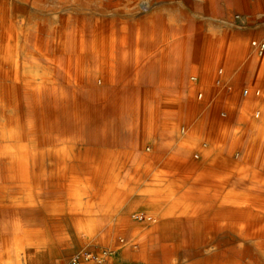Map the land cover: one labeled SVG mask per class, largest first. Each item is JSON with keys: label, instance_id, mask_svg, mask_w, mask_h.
I'll return each mask as SVG.
<instances>
[{"label": "bare ground", "instance_id": "6f19581e", "mask_svg": "<svg viewBox=\"0 0 264 264\" xmlns=\"http://www.w3.org/2000/svg\"><path fill=\"white\" fill-rule=\"evenodd\" d=\"M67 5V0H0V248L9 240L14 239L16 242V257L10 258L5 264H19L18 252L25 247L24 244L34 242V238L31 237L23 241V220H48L49 209H57V217L62 220H78L79 222L99 220L97 215L103 207L101 196L107 195L108 199L121 196L120 192L129 183L128 177L132 176V172L136 171L144 161L148 163L146 167L144 166L145 170L151 172L152 165L170 150L181 157L179 161L173 163L176 167L168 168L165 173L175 176L174 173L177 170L191 168L196 158L202 159L212 152L207 139V128L202 125L208 124L210 118H205L200 127L193 130L192 134L199 135L196 139L180 137L183 139L181 143L182 139L173 138L168 141L155 139L154 141L149 137L153 140L151 145L139 144L133 150L135 154L130 153L120 158L115 156L116 159L111 157L108 151L103 154L102 159L97 160L68 161L60 160L59 157L52 160V156L47 155L45 148L47 140L45 136L41 139L37 138V131L44 132V129H47L48 114L52 107L64 104L71 97L70 100L75 102L73 95L66 92L59 93L55 86L64 79L65 58L80 50L74 44L70 46L69 42H79L84 45L81 50L82 58H100L96 54L98 49L95 34L99 29L98 23L106 22L105 16H97V13L93 12L69 14ZM113 21L125 32L128 25L125 15ZM70 24L74 27L68 31ZM233 49H230L229 57L225 59L229 62V72L242 63L239 58H235L236 48ZM253 60V58L248 59L245 65L249 66ZM91 77L92 83L100 79L96 76ZM245 91L248 93V89L243 91L244 94ZM209 92H207L208 95ZM95 94L98 95L93 89L87 97L94 100ZM186 95L182 97V109L177 118L180 123L190 124L194 109L186 105ZM231 96L229 93V105H225L227 107L221 111L226 114L227 118L224 117L229 122V127L241 126L245 121L244 114L247 110L251 111L255 105H250V102L253 103L252 98L244 99V103L239 102L237 109H234L236 113L233 120L230 121ZM233 100L237 102L236 99ZM124 111L126 112V108ZM262 113L263 109L261 111L256 109L250 114L249 119H246L248 120L245 125L246 148L243 157L250 161L248 164L262 166L264 169V115ZM87 119L90 121L94 119L92 112ZM120 119L126 120L124 117ZM151 121L156 122V117L153 118L152 114L149 122ZM165 122L167 121L165 120L163 124ZM202 128H206V131H202ZM151 133H154L152 129L146 131L147 135ZM33 134L35 138L29 140ZM235 137L230 144L231 151L237 145L235 141L238 137L236 135ZM240 139L243 140L242 137ZM28 141H30L29 144ZM175 142L179 145L174 146ZM61 150L65 152L64 149ZM240 153L239 151L238 156ZM125 171L129 172L127 177L124 174ZM159 171L156 174L160 175ZM68 174L71 175L69 179ZM179 175L192 176L188 172H182ZM198 177L201 176L198 175ZM226 183L229 184V197L226 195L228 199H224L226 202L218 207L220 208L219 217L222 220L195 219L194 216L202 213L204 205L202 202L192 205L184 200L201 198V189L198 191L195 188L187 192L188 194L184 192L180 195V200H184L183 204L170 207L171 212L176 210V218L172 217L175 214H170L168 215L170 217L153 220L151 226L142 234L143 239H151L155 242L154 246L161 245L165 254L167 253L166 258L172 256L168 239L181 234L184 237L190 236L200 240L194 244H203L202 241L207 240L205 244L212 245L214 249L215 264H264V171L261 173L231 172L226 178ZM230 184L240 186L253 184L254 192L246 189L247 193L243 195V198L251 202L238 199L239 196L236 195L235 190H231ZM114 186L116 189L119 187V190L114 192ZM167 191L164 189L163 193ZM125 197L126 194L123 200ZM70 213H83L85 219L76 218ZM123 222L124 220L118 219V229L123 227ZM94 223L99 224V222ZM93 231L94 226L83 230L87 234ZM6 232L9 237H5ZM41 240L48 245L53 242L51 237ZM51 247L53 249L54 246ZM51 247L49 252L52 256L54 252Z\"/></svg>", "mask_w": 264, "mask_h": 264}, {"label": "crops", "instance_id": "0c3cea01", "mask_svg": "<svg viewBox=\"0 0 264 264\" xmlns=\"http://www.w3.org/2000/svg\"><path fill=\"white\" fill-rule=\"evenodd\" d=\"M67 1L66 9L69 14L93 12L97 13V16H105L106 22L98 23L99 29L95 34L99 51L96 48L95 50L100 58H82L81 50L84 45L69 42L70 46L74 44L80 50L65 58L64 79L55 86L59 93L73 95L75 102L70 100L71 97L64 104L52 107L48 114L47 129H44V132L37 131L36 136L40 139L45 136L47 155L50 154L52 160L56 157L68 161L97 160L102 159L106 151L116 159L130 153L135 154L133 150L139 144L151 145L153 140L149 137L153 138L154 134L157 141L177 139L178 126L174 125V122L181 112L183 95H188L194 87L198 88L196 82L199 78L205 81L216 79L217 70L219 71L217 81L220 82L223 78L221 72L223 68L226 70L229 64L225 59L229 57L228 52L233 48H236L235 58H239L242 63L235 66L230 75L226 76L230 83L239 82L238 74L241 70L244 71L243 64L247 62L244 60V52L250 38L254 36L264 44V0ZM123 15L128 20L125 32L113 21ZM72 27L74 26L70 24L68 31H71ZM257 52L256 47H251L246 58H258ZM254 72L246 71L244 78L255 80ZM91 76L100 79L92 83ZM93 89L98 95L95 94L94 100H90L87 94ZM207 92L194 94L203 98L210 96ZM221 102L222 100L216 102V112L229 105L228 101L226 104ZM210 109L212 110V106L209 104L208 110ZM91 112L94 118L92 121L87 119ZM151 114L153 118L156 117V122H149ZM120 117L126 120L121 121ZM162 120L167 122L163 124ZM216 125L218 129L223 130L220 133L221 138H218L217 142H212L213 149L206 164L200 166L193 175L217 178V185L211 190L200 186L201 198L191 199L189 204L207 202L208 194L211 201L218 198L220 202V193L225 196L229 191V188H226L229 187L226 178L231 172H239L240 168L234 165L235 162L224 150V146L228 144V136L224 131L229 128V122L225 120ZM199 127L194 122L190 130L193 133V130ZM208 127L209 125L207 131ZM151 129L154 133L147 135L146 131ZM209 134L208 131V140ZM34 138L33 134L29 140ZM162 158H170L176 162L181 157L175 153L165 152L159 160ZM197 161L198 158L194 162ZM179 171L174 173L175 176H180L179 173L183 172ZM124 174L127 177L129 172L125 171ZM67 178H71V175L68 174ZM156 192L163 193L162 190ZM23 221V241L29 237L34 238V242L25 244L23 249L27 247L28 250H32L38 246L35 242L49 238L38 235L39 220ZM5 237H9L7 232ZM61 240L67 242V237L62 235ZM185 241L200 240L181 234L175 235L168 239V243L172 252L181 255L175 258L158 255L153 258L154 264H215L214 249L212 245L205 244L207 240H203V244H188ZM45 248L43 254H49V248ZM11 252L15 258V244L11 247ZM1 258L0 253V264H3Z\"/></svg>", "mask_w": 264, "mask_h": 264}, {"label": "rangeland", "instance_id": "374dc122", "mask_svg": "<svg viewBox=\"0 0 264 264\" xmlns=\"http://www.w3.org/2000/svg\"><path fill=\"white\" fill-rule=\"evenodd\" d=\"M255 39L257 40L256 37L252 36L249 40L248 47L245 49V62L248 60L246 56L249 49L251 47L253 48L251 41ZM256 48L258 50L257 53L259 54V57H253L254 60L249 66L243 64L244 71L240 69L241 72L238 74V76H240L238 77L240 78L239 82H228L227 76L230 75L228 69L229 64H227L226 70L223 68V71L221 72L222 75L224 72L221 80L222 84L217 81V77L219 75L218 70L216 71L217 76L214 80L205 81L199 78L196 82L198 88L194 87V90L189 92L188 95L185 94L186 105H188L189 108L194 109L190 124L180 123L178 118L176 119V122H174V125L178 126V129L176 130V133L178 134L177 140L182 138L185 139V137L187 139H196V136L199 135L192 134V131L190 130L191 124L195 122L200 126L205 118H210L208 124L202 125L206 128L209 125V148L213 149L212 142H217L218 138H221L220 133L223 131L222 129H218L216 124L222 121L225 122L227 118L226 114H223L224 111H215L217 109L216 102L222 100L221 103L225 102L226 104L228 101L226 95L231 93V111L229 113V120L231 121L236 113H234V109H237L238 103H244V99L247 100L248 98H252L253 103L250 102V105L253 106L254 104L255 107L251 111L247 110L249 112L246 111V114H244L245 121L243 124L237 127L230 126L224 131L225 135L228 136V144L227 146H224V150L228 152L231 160L235 162L234 165H236L237 168H240L238 171L247 173H261L264 171L262 166L250 165L248 164L250 161L243 157L244 150L246 148L245 125L248 121H246V119H249L250 114H252L256 109L259 111L263 109L262 114L264 115V49L261 51L260 48ZM251 70H253V72L255 70V80L244 78L245 72H249ZM224 76L226 78H224ZM225 83L228 85H224ZM228 88H230V92H227ZM245 89H248L247 94L243 93ZM207 90L210 91V96L201 98L200 96L195 95L200 92L206 93ZM233 99H236L237 102ZM209 104L210 107L212 106V110L210 109V111L208 110ZM184 128L185 132H183ZM206 128H202V131H206ZM235 135L238 137V140L235 141L237 145L236 148L231 151L230 144L234 141L233 138H236ZM240 137L243 138L242 141ZM152 139L155 141L156 134H154ZM183 139L181 143L183 142ZM175 144L174 146L179 145L178 143L176 145ZM239 151L241 152L240 156H238ZM170 152L172 153V151ZM210 154L211 153H208L202 159H198L197 163L194 162V166L188 168V171L183 170V172H188L189 174L191 173V177L170 176L165 174L168 168L176 166L173 164V159L162 158L161 161L157 160V162L152 165L151 172L145 170L144 166L146 167L148 163L144 161L140 164V167L136 171L132 172V176L128 177L130 178L129 183L120 192L122 193L121 196L116 197V199H108L106 198L107 195L101 196V203L103 204V207L101 208L102 210H100L101 212L97 215L99 220H81L82 222H79L78 220H70L69 222L57 217V209H49L47 211L48 220H39L38 235L51 237L53 242L50 245L55 248L53 247L52 249V247L46 244L43 240H39L38 242H35L38 246H35L34 249L28 250L26 247L18 252L19 264H70L73 262H76V264H154V257L158 255L164 257L167 253L165 254L164 248L161 245L155 247L153 245L155 242L151 239H143L142 234L145 233L151 226L153 220H160L170 217L168 216L170 214H175L176 210L171 212L170 208L173 205L183 204L184 200L187 201L186 203H189L188 199H184L182 201L180 200V195L184 194V192H190L195 188L198 190L200 186L209 190L216 187L218 181L217 178L208 176L195 177V175H193L197 172L200 166L206 164L207 158ZM158 171L161 173L160 175L156 174ZM152 173L153 176H151ZM167 176H169V178ZM172 177H175L176 179ZM230 188L231 190L236 191V195L239 196L238 199L251 202V200L243 198V195L247 193L246 189L254 192L255 189H252L255 188L253 184H248L247 186L230 184ZM164 189H167L168 191L161 194L156 192L157 190H162L164 192ZM113 190L116 192L119 190V187L116 189L114 186ZM124 194H126V197L123 200ZM208 195V201L202 203L205 208L202 209L203 211L201 214L194 216L195 219L222 220L221 217H219L220 208L218 207L226 202H224V199H228L226 195L229 197V193L226 192L225 196L223 193H220V202H218V198H216V201H211L209 198L210 195ZM191 204L197 205V203ZM70 215L75 216L76 218L78 217L79 219H85L83 213H70ZM172 217L176 218L177 215L175 214ZM118 219L124 220L123 227L121 229H118ZM94 222H99V224L96 225ZM90 226H94L93 233L87 234L83 232V230L89 228ZM62 235L67 237V242L61 240ZM15 243L14 239L11 241L9 240L7 245L0 249V253L3 258V260L2 258L1 260L4 261V264L12 258L13 253L11 252V247ZM186 243L191 244V242ZM45 247H51L54 252L52 253V256L51 252H49L50 256L49 254H43L44 250H46ZM193 248L196 249L195 247ZM171 254L173 258L181 255L176 252H172Z\"/></svg>", "mask_w": 264, "mask_h": 264}, {"label": "built area", "instance_id": "2783aa9c", "mask_svg": "<svg viewBox=\"0 0 264 264\" xmlns=\"http://www.w3.org/2000/svg\"><path fill=\"white\" fill-rule=\"evenodd\" d=\"M251 45L260 48L261 51L264 49V44L260 43L256 39L251 41ZM227 92H230V88L227 89ZM246 93H247V91H245V94ZM70 264H76V262H73V263H70Z\"/></svg>", "mask_w": 264, "mask_h": 264}]
</instances>
